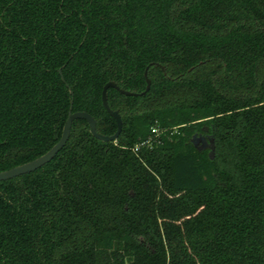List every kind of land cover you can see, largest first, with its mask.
<instances>
[{"label":"trees","instance_id":"trees-1","mask_svg":"<svg viewBox=\"0 0 264 264\" xmlns=\"http://www.w3.org/2000/svg\"><path fill=\"white\" fill-rule=\"evenodd\" d=\"M146 67L0 180V264H264V0H0V171Z\"/></svg>","mask_w":264,"mask_h":264},{"label":"water","instance_id":"water-1","mask_svg":"<svg viewBox=\"0 0 264 264\" xmlns=\"http://www.w3.org/2000/svg\"><path fill=\"white\" fill-rule=\"evenodd\" d=\"M159 65V64H158ZM161 68H163L162 65H159ZM59 74L61 75V71L60 69L58 70ZM144 77L146 80V87L145 90H143L140 93H136V92H132L129 90H125L120 88L115 81L110 80L108 82H106L103 86V90H102V95H101V100H102V105L105 108V110L115 119L116 121V125L117 128L115 130V132L111 135H105L102 134L100 132L97 131L96 129V120L95 118L85 112V111H71V104L69 107V112L67 115V118L65 120V123L63 125L62 128V132H61V136L58 139V141L49 149L47 150L45 153H43L42 155L36 157L35 159H32L30 161L24 162L22 164L16 165L12 168H9L7 170H3L0 171V180H6L15 176H18L20 174H24V173H28L31 172L41 166H43L44 164H46L47 162H49L52 158H54V156L56 155V153L65 145L68 137H69V133H70V128H71V124L73 122V120L77 119V118H81L87 121L88 126H89V132L91 133L92 136H94L95 138L101 140V141H114L116 140V138L118 137L121 128H122V119H121V115L119 113L118 110H113L110 108V106L108 105L107 102V89L109 87H113L115 89H117L120 93L124 94V95H137V94H143L145 93L151 84L150 79L147 76V67L144 70ZM61 78L63 79V77L61 76ZM200 137V136H199ZM198 135H193L191 137V142L194 146H196V142L197 139L199 138ZM201 140L204 142L201 146H198L197 149L198 150H203L205 148H209L208 151V156L209 158H212V137L210 135H208L206 137V139L201 138Z\"/></svg>","mask_w":264,"mask_h":264},{"label":"rangeland","instance_id":"rangeland-1","mask_svg":"<svg viewBox=\"0 0 264 264\" xmlns=\"http://www.w3.org/2000/svg\"><path fill=\"white\" fill-rule=\"evenodd\" d=\"M210 135V134H209ZM198 137H199V135H198ZM201 138H204V139H206V137H204V136H201V137H199L198 139H197V142H196V147H198V146H201L204 142L201 140ZM212 156H213V154H214V144H213V141H212ZM206 150H207V153H208V151H209V148H205Z\"/></svg>","mask_w":264,"mask_h":264},{"label":"built area","instance_id":"built-area-1","mask_svg":"<svg viewBox=\"0 0 264 264\" xmlns=\"http://www.w3.org/2000/svg\"><path fill=\"white\" fill-rule=\"evenodd\" d=\"M151 131H152L153 133H155L156 135H158V134L160 133L161 130H159L158 128L153 127V128L151 129Z\"/></svg>","mask_w":264,"mask_h":264},{"label":"flooded vegetation","instance_id":"flooded-vegetation-1","mask_svg":"<svg viewBox=\"0 0 264 264\" xmlns=\"http://www.w3.org/2000/svg\"><path fill=\"white\" fill-rule=\"evenodd\" d=\"M200 137L204 136L207 137L209 134L207 133V130L204 128V134H198Z\"/></svg>","mask_w":264,"mask_h":264}]
</instances>
